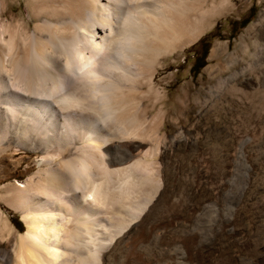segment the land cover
<instances>
[{
    "label": "bare ground",
    "instance_id": "6f19581e",
    "mask_svg": "<svg viewBox=\"0 0 264 264\" xmlns=\"http://www.w3.org/2000/svg\"><path fill=\"white\" fill-rule=\"evenodd\" d=\"M231 3L28 0L29 32L22 21L0 22V153L39 155L36 170L8 188L24 231L10 253L0 249V264H110L163 186L166 111L147 115L166 98L157 77ZM262 23L264 9L253 26ZM254 44L264 88V31ZM239 47L249 56L248 44ZM3 220L2 242L11 233Z\"/></svg>",
    "mask_w": 264,
    "mask_h": 264
},
{
    "label": "rangeland",
    "instance_id": "374dc122",
    "mask_svg": "<svg viewBox=\"0 0 264 264\" xmlns=\"http://www.w3.org/2000/svg\"><path fill=\"white\" fill-rule=\"evenodd\" d=\"M231 6L197 43L169 57L170 68L157 77L166 98L147 115L166 111L163 186L155 206L118 245L123 252L113 247L110 264H264V88L251 57L264 31V23L253 26L264 0ZM27 9L28 0H0V22L22 21L29 32ZM231 61L237 63L227 68ZM217 80H223L218 87ZM185 86L190 90L181 97ZM38 159L14 147L0 153V213L11 230L0 249L9 253L24 225L6 204L8 190L36 170Z\"/></svg>",
    "mask_w": 264,
    "mask_h": 264
},
{
    "label": "trees",
    "instance_id": "16d2710c",
    "mask_svg": "<svg viewBox=\"0 0 264 264\" xmlns=\"http://www.w3.org/2000/svg\"><path fill=\"white\" fill-rule=\"evenodd\" d=\"M244 25L245 24H242V26L241 27H244ZM206 54H207V52H205L204 53V55L202 56V59L204 60L205 58H206ZM203 66H204V64H202V65H200V66H198V69H197V71H196V73H194V74H198V72L203 68Z\"/></svg>",
    "mask_w": 264,
    "mask_h": 264
}]
</instances>
